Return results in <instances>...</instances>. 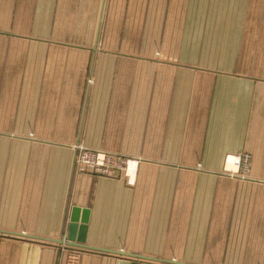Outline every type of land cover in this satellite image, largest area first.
Masks as SVG:
<instances>
[{"label": "crops", "instance_id": "crops-1", "mask_svg": "<svg viewBox=\"0 0 264 264\" xmlns=\"http://www.w3.org/2000/svg\"><path fill=\"white\" fill-rule=\"evenodd\" d=\"M80 146L134 161L80 173ZM70 221L96 248L264 264V0H0V230ZM68 247L0 232V264Z\"/></svg>", "mask_w": 264, "mask_h": 264}, {"label": "built area", "instance_id": "built-area-1", "mask_svg": "<svg viewBox=\"0 0 264 264\" xmlns=\"http://www.w3.org/2000/svg\"><path fill=\"white\" fill-rule=\"evenodd\" d=\"M76 151L75 168L80 173L111 176L115 171H125L127 165L134 161L123 155H110L98 149L92 150L81 146ZM66 250L65 264H80V250L74 247H68Z\"/></svg>", "mask_w": 264, "mask_h": 264}, {"label": "water", "instance_id": "water-1", "mask_svg": "<svg viewBox=\"0 0 264 264\" xmlns=\"http://www.w3.org/2000/svg\"><path fill=\"white\" fill-rule=\"evenodd\" d=\"M78 229V225L73 222V221H70L69 223H67V226H66V230H65V235L63 238L61 239H49V240H46V239H41L39 237H36V236H28V235H25V234H21V233H11V232H7V231H2L0 230L1 233H4V234H7V235H11V236H24V237H28V238H38L40 240H43V241H52V242H56V243H59V244H67L69 246H72V247H75V248H80V249H83V248H86V249H89V250H93V251H97V252H105V253H109V254H112V255H115V256H121V257H125V258H128V259H143V260H148V261H159V262H164L166 264L168 263H171V264H188V263H180V262H177V261H171V260H160V259H157V258H154V257H146V256H143V255H139V254H130L128 252H124V251H112V250H108V249H104V248H96V247H92V246H89L87 244H85V241H84V238L82 237H76L75 236V233H76V230ZM84 230V227L82 228V231ZM131 264H137L136 262L134 263H131Z\"/></svg>", "mask_w": 264, "mask_h": 264}, {"label": "rangeland", "instance_id": "rangeland-1", "mask_svg": "<svg viewBox=\"0 0 264 264\" xmlns=\"http://www.w3.org/2000/svg\"><path fill=\"white\" fill-rule=\"evenodd\" d=\"M227 167H228V168H233L234 165L229 164Z\"/></svg>", "mask_w": 264, "mask_h": 264}]
</instances>
